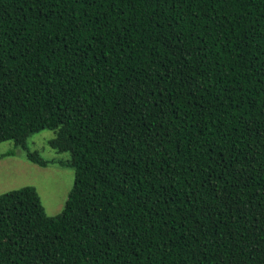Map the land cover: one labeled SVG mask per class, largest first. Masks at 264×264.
<instances>
[{"label":"trees","instance_id":"16d2710c","mask_svg":"<svg viewBox=\"0 0 264 264\" xmlns=\"http://www.w3.org/2000/svg\"><path fill=\"white\" fill-rule=\"evenodd\" d=\"M43 129L74 184L0 194V264H264V0H0V142Z\"/></svg>","mask_w":264,"mask_h":264},{"label":"rangeland","instance_id":"374dc122","mask_svg":"<svg viewBox=\"0 0 264 264\" xmlns=\"http://www.w3.org/2000/svg\"><path fill=\"white\" fill-rule=\"evenodd\" d=\"M54 136L53 129H43L32 134L27 142L30 151H39L44 158L51 160L47 166L29 160L27 151L16 147L13 140L0 142V194L34 185L48 214L56 215L63 210L74 184L75 170L58 162L69 157V153H59L51 147L49 139Z\"/></svg>","mask_w":264,"mask_h":264}]
</instances>
